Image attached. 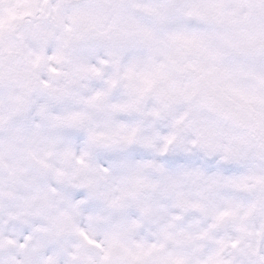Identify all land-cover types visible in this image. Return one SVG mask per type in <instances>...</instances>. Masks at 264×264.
I'll list each match as a JSON object with an SVG mask.
<instances>
[{
    "label": "clouds",
    "instance_id": "9594fccd",
    "mask_svg": "<svg viewBox=\"0 0 264 264\" xmlns=\"http://www.w3.org/2000/svg\"><path fill=\"white\" fill-rule=\"evenodd\" d=\"M57 2L0 0V264H111L113 236L163 243L183 264H253L264 186L226 184L237 170L210 147L247 151L242 125L264 114V0H63L51 11ZM137 3L166 4L158 11L175 32L211 35L223 62L244 71L218 80L211 62L203 75L179 64L157 73L164 57L137 28L174 56L180 45ZM229 43L248 54L231 55ZM233 89L258 99L245 104ZM245 162L264 174V158ZM248 197L259 203L245 215Z\"/></svg>",
    "mask_w": 264,
    "mask_h": 264
},
{
    "label": "snow or ice",
    "instance_id": "6c2138e0",
    "mask_svg": "<svg viewBox=\"0 0 264 264\" xmlns=\"http://www.w3.org/2000/svg\"><path fill=\"white\" fill-rule=\"evenodd\" d=\"M63 0L55 3L54 7L51 9L53 12H57L62 8ZM132 7L140 8L144 12L152 13L155 16L154 27H156L160 32L167 34L168 39L173 42H179V49L176 50L175 56L171 51H167L159 47L162 43L161 40L154 34L151 29L147 28H137L138 33L142 36L139 43L143 44L150 53L163 55L164 59L161 60L156 66L155 71L157 73H163L169 66V64H179L180 70L185 68H191L194 72L204 74L207 72L209 64L211 62H216L217 67L215 72L217 73L218 80H224L227 78L231 71L243 72V64H240L235 69L226 65L223 62L222 57L229 54L223 50L214 48L209 41L213 39L211 35H207L199 32H182L177 33L174 31L176 26V21L172 18L165 17L162 13L158 11V8L167 7L166 4L161 3L159 5H152L149 3L145 4H133ZM217 11L222 8V4H217ZM192 15V13H188ZM202 19L205 17H201ZM230 54L233 56H241L248 54V49L237 46L236 44L229 43L228 45ZM256 50V49H252ZM114 59L113 63H119V57L117 54H112ZM131 55V53H129ZM192 55L198 57V61L187 62L180 64V61L176 58L177 56L183 58L185 56ZM39 57H37V62ZM92 71L98 73V69H92ZM145 84L148 88L152 85V80L145 77ZM147 90V89H145ZM233 91L240 96L241 100L245 103H251L257 100V97L245 95L240 93L238 89H233ZM185 99L188 97L185 96ZM248 129V150L247 151H234L230 146L215 144L210 147L211 152L222 151L223 160L226 162L225 168L236 169L238 175L237 179L233 178V173L229 172L224 177V182L226 184H231L237 188H249L255 187L256 185L264 186V174H257L252 171L251 164L245 162L246 159L251 155H258L264 158V114H255L250 118V123H245L242 125ZM243 142V141H242ZM213 180V177H209ZM249 181L253 183L249 185ZM259 202H253L251 197L245 198V203L243 205H238V207H245V215L249 214L252 210L257 209ZM260 211H264V205H260ZM229 215L227 212L220 214L219 219H223L224 216ZM137 226L136 222L133 221L132 225L129 227V232ZM243 230V229H241ZM166 232V230H165ZM80 236L83 237L89 245H94L96 248H101V245L91 238L84 232L79 231ZM206 234V233H205ZM12 243V241H9ZM222 244V242H220ZM23 247V244H21ZM235 247V245H233ZM115 256V258H114ZM103 259L106 262H111V264H183V261L174 259V250L171 248H166L163 243H146V242H136L132 241L130 244H122L116 236L111 238V242L108 247L103 249ZM48 264H52L51 261ZM200 264H221V261L215 259H208ZM253 264H264V249H261V254L259 257L253 261Z\"/></svg>",
    "mask_w": 264,
    "mask_h": 264
}]
</instances>
